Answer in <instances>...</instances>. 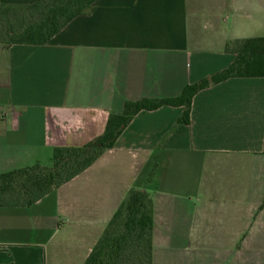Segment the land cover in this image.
Returning <instances> with one entry per match:
<instances>
[{"label": "crops", "instance_id": "1", "mask_svg": "<svg viewBox=\"0 0 264 264\" xmlns=\"http://www.w3.org/2000/svg\"><path fill=\"white\" fill-rule=\"evenodd\" d=\"M38 0H0L24 6ZM264 37V0H96L42 46L0 43V174L50 166L125 101L176 98ZM141 111L30 206L0 207V264H83L131 188L153 200L152 264H264V77Z\"/></svg>", "mask_w": 264, "mask_h": 264}, {"label": "trees", "instance_id": "2", "mask_svg": "<svg viewBox=\"0 0 264 264\" xmlns=\"http://www.w3.org/2000/svg\"><path fill=\"white\" fill-rule=\"evenodd\" d=\"M96 0H38L24 6L0 2V13L21 11L17 25L0 32V43L42 46L78 15L93 10ZM27 14V15H26ZM226 50L235 60L223 71L186 86L181 95L166 99L125 101L110 113L102 135L79 147H55L50 166L34 164L0 174V207L30 206L90 167L111 149L131 120L141 111L182 106L179 123L188 124L191 99L206 87L231 78L264 77V37L234 40ZM153 200L151 193L131 188L116 209L83 264H152Z\"/></svg>", "mask_w": 264, "mask_h": 264}, {"label": "rangeland", "instance_id": "3", "mask_svg": "<svg viewBox=\"0 0 264 264\" xmlns=\"http://www.w3.org/2000/svg\"><path fill=\"white\" fill-rule=\"evenodd\" d=\"M21 11H10L7 16H4L3 14L0 13V32L4 30L7 25L12 26V25H17L19 21L17 22V17L19 19V16L21 17ZM27 15V14H26Z\"/></svg>", "mask_w": 264, "mask_h": 264}]
</instances>
